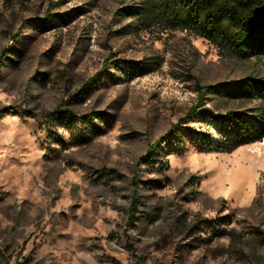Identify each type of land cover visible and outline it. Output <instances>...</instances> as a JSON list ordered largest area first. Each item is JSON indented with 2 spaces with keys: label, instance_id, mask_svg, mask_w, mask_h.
<instances>
[{
  "label": "rangeland",
  "instance_id": "374dc122",
  "mask_svg": "<svg viewBox=\"0 0 264 264\" xmlns=\"http://www.w3.org/2000/svg\"><path fill=\"white\" fill-rule=\"evenodd\" d=\"M142 5L0 0V264H264V137L203 150L187 125L216 141L226 122L202 111L161 138L200 86L257 117L229 83L264 57L143 27Z\"/></svg>",
  "mask_w": 264,
  "mask_h": 264
},
{
  "label": "trees",
  "instance_id": "16d2710c",
  "mask_svg": "<svg viewBox=\"0 0 264 264\" xmlns=\"http://www.w3.org/2000/svg\"><path fill=\"white\" fill-rule=\"evenodd\" d=\"M131 10L143 27L159 25L164 29L186 30L216 45L224 56L240 59L264 57V0H143L140 8ZM4 57L5 53L0 56V66ZM229 84L237 89L234 96L238 101L245 98L256 102L249 111L257 117L251 118L239 109L219 113L201 107L204 94L215 89L210 85L200 86V100L161 136L162 140H169L176 128L202 111L209 113L212 120L226 122L216 141H204V134L196 133L192 126L187 125V132L192 137L196 136V143L203 150L231 152L241 145L261 140L264 137V79L244 78ZM70 116L56 117L59 119L57 124L67 123L64 120H70ZM146 156H142L141 160H145Z\"/></svg>",
  "mask_w": 264,
  "mask_h": 264
}]
</instances>
